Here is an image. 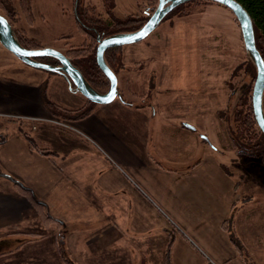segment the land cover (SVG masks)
I'll use <instances>...</instances> for the list:
<instances>
[{
  "label": "rangeland",
  "instance_id": "obj_1",
  "mask_svg": "<svg viewBox=\"0 0 264 264\" xmlns=\"http://www.w3.org/2000/svg\"><path fill=\"white\" fill-rule=\"evenodd\" d=\"M13 2L16 9L20 10L19 0ZM158 3L159 0H152L149 4L148 0H114L112 14L119 19L143 18L150 12L151 16ZM84 4L95 6L102 17L109 19L104 0H31V19L20 11V19L16 25L25 29L27 37L42 48L65 54L69 49L84 45L87 39L78 22ZM180 14L163 20L142 42L121 48L125 66L117 72L119 92L124 95V100L135 105H171L168 109L157 108V116H148L149 119L193 124L201 145L198 150L203 152L204 141L207 142L206 147H210V166L215 167L214 161H218L229 168H238L245 177L252 178L250 189L260 183L263 185V192V160L237 152L231 145L225 125L219 117V111L227 108L229 103V85L233 86L237 100L241 96L242 88L249 84L253 94L257 77L256 67L245 50L239 22L227 7L207 1L188 4ZM45 60L40 59L41 62ZM137 62L142 63L141 67L136 66ZM238 67L240 68L237 70ZM235 70L237 71L234 72ZM250 70H253L252 76L247 73H251ZM54 76L52 72L23 63L0 43V145L6 136L11 137L23 131L29 139L34 136L31 142L34 147L46 152L45 145L37 140L39 128H32L35 120L26 119L25 115L31 110L25 104V98L33 95L39 86L43 91L48 90L47 95L50 98L49 79ZM160 77L162 81L159 87ZM130 78L127 85L126 81ZM229 82L231 84L228 85ZM108 89L109 87L105 91ZM165 89L174 91L175 94L159 91ZM115 102L123 101L118 98ZM120 114H116V118H120ZM130 115L134 123V114ZM20 119L24 120L22 125L15 122ZM72 123L63 125L72 129ZM60 127H56L59 130L56 132L57 136L68 138L65 132H60L64 130ZM177 129L178 125H165L160 127V133L167 136L170 131L177 136ZM70 131L72 130L67 132ZM187 133L193 135L191 132ZM169 146H174L176 158L182 155L184 149L191 147V144L170 141L168 146L163 147L165 151H171ZM0 172L2 177L6 175L1 165ZM2 177L0 264H166L167 237H129L127 232L119 228L125 225L121 221L124 218L120 209L122 207L100 206L104 211L97 213L98 221L93 225L83 223L81 227L79 225L80 229L76 223L62 225L46 222L43 220L45 215L41 208L28 210L25 207L20 210L17 207L24 196L19 199L18 193L21 191L13 182ZM178 181L181 183L182 179ZM261 191L257 192L260 194L259 198ZM113 218L116 220V227L106 232L102 227L112 226L107 222ZM101 231L105 233L100 240L105 241L107 237L111 239L112 247H116V250H110L115 253L100 256L91 254V243L100 237L97 235ZM6 237H11V243L1 241Z\"/></svg>",
  "mask_w": 264,
  "mask_h": 264
},
{
  "label": "crops",
  "instance_id": "obj_2",
  "mask_svg": "<svg viewBox=\"0 0 264 264\" xmlns=\"http://www.w3.org/2000/svg\"><path fill=\"white\" fill-rule=\"evenodd\" d=\"M54 75L49 79L50 98L41 86L25 98L31 110L26 119L35 120L32 128H39L37 140L46 152L34 147L22 131L6 136L0 145L3 170L30 186L53 216L81 227L98 221L97 213L103 210L100 206H119L125 224L119 228L129 237L160 238L174 231L171 264H264L262 184L250 189L252 184L240 169L218 161H214L215 167L210 166V147L204 141L203 152L198 150L201 145L193 124L149 119L157 116V108L168 109L169 104L135 105L115 100L94 105L83 119L58 120L45 101L78 110L87 105V99L71 89L65 78ZM161 81L162 77L159 87ZM129 113L134 114V123ZM62 122H73V128ZM56 124L66 128L60 132L68 138L57 136ZM165 125H178L179 135L170 131L167 136L161 134L160 127ZM170 141L191 147L175 158L174 146H169L170 152L163 148ZM18 194L19 199L24 196ZM107 224L112 226L102 227L106 232L115 229V218ZM105 231L91 243V254L107 255L113 252L110 249L116 250L108 237L106 243L100 240Z\"/></svg>",
  "mask_w": 264,
  "mask_h": 264
},
{
  "label": "trees",
  "instance_id": "obj_3",
  "mask_svg": "<svg viewBox=\"0 0 264 264\" xmlns=\"http://www.w3.org/2000/svg\"><path fill=\"white\" fill-rule=\"evenodd\" d=\"M151 1L152 0H148V4ZM237 1L246 9L253 21L256 45L264 59V0ZM196 2L198 1L188 2L177 7L164 20L169 19V17L172 15H179L186 5ZM19 5L20 10L16 9L13 0H0V14L8 19L10 24L13 26L17 39L24 47L28 49L42 48L40 44L33 40H30L27 37V32L25 29L18 28L16 25L20 19V11H22L29 20L31 19V0H19ZM104 5L108 8L110 16L109 19L102 17L101 13L98 12L95 6L90 4L83 5V8L79 13L78 22L81 26L80 28L83 34L87 39L84 45L69 49L65 54L71 60L73 65L83 73L86 80L93 86V88H95L100 93L106 92L105 90L110 86V82L97 64L98 37L104 38L117 33H130L137 31L148 21V19L150 18L149 14L151 13H148L147 17L143 18L128 17L125 19H119L112 14L114 0H104ZM121 48L122 47L111 48L105 53L107 63L116 74L125 66L123 63ZM44 59H46L44 61L45 63L53 65L58 64V62L52 58ZM141 64V62H137L136 66L141 67ZM239 68L240 67H238L237 70ZM237 70H235L234 72H236ZM252 72L253 70L251 71V73H247L252 76ZM229 84H231V82H229L228 85ZM229 87L231 91L229 94L228 106L227 108L219 111V117L225 125L229 141L233 148H235L240 154L261 158L264 162V134L260 130L255 119L252 104V86L251 84H249L248 86L243 87L241 90V96L237 100H235L233 86L229 85ZM45 102L49 110L55 116L60 117L58 119L60 121H64V119H83L90 115V113L92 112V107L96 105L90 101H87V105L78 110H68L48 100ZM15 122H20V125H22L24 123V120L20 119L19 121ZM60 126L62 127V129H65V127H63L62 125L56 124L57 128H59ZM23 134L27 136L26 132ZM27 138H29V136H27ZM30 140L32 141L31 138ZM0 177H2L1 172ZM2 178L13 182L14 186L17 187L19 191H21L20 193L24 194V198L17 204V207H20V210L22 208L24 209L25 207L28 208V210L39 207L43 210V214L45 215L43 219L44 221L56 222L62 225L64 224L62 220L56 218L50 213L48 206L37 196L35 191L30 186L26 185L21 180L15 179L11 174L6 173V175ZM245 179H248L251 182L252 178L245 177ZM166 237L167 246L165 252V263L171 264L170 252L175 240V235L174 233H172V231H167ZM10 240L11 237H6L1 241L11 243L9 242Z\"/></svg>",
  "mask_w": 264,
  "mask_h": 264
},
{
  "label": "water",
  "instance_id": "obj_4",
  "mask_svg": "<svg viewBox=\"0 0 264 264\" xmlns=\"http://www.w3.org/2000/svg\"><path fill=\"white\" fill-rule=\"evenodd\" d=\"M192 1H208L223 5L230 9L239 22L244 46L248 57L257 70L253 88L252 104L256 122L264 134V59L257 48L254 24L246 9L237 0H159L158 6L148 21L137 31L117 33L104 38L98 37L97 64L110 82L107 92L100 93L86 80L83 73L73 65L63 53L49 48L28 49L17 39L13 26L8 19L0 14V43L23 63L45 71L59 74L67 80L71 89L79 92L88 101L97 105H108L116 99L123 102V96L118 89V77L106 61L105 53L111 48H120L142 42L149 37L161 22L177 7ZM52 58L58 65L41 62L40 59Z\"/></svg>",
  "mask_w": 264,
  "mask_h": 264
},
{
  "label": "snow or ice",
  "instance_id": "obj_5",
  "mask_svg": "<svg viewBox=\"0 0 264 264\" xmlns=\"http://www.w3.org/2000/svg\"><path fill=\"white\" fill-rule=\"evenodd\" d=\"M0 22H2V20H0Z\"/></svg>",
  "mask_w": 264,
  "mask_h": 264
},
{
  "label": "flooded vegetation",
  "instance_id": "obj_6",
  "mask_svg": "<svg viewBox=\"0 0 264 264\" xmlns=\"http://www.w3.org/2000/svg\"><path fill=\"white\" fill-rule=\"evenodd\" d=\"M56 65H58V64H56ZM75 90V89H74Z\"/></svg>",
  "mask_w": 264,
  "mask_h": 264
},
{
  "label": "built area",
  "instance_id": "obj_7",
  "mask_svg": "<svg viewBox=\"0 0 264 264\" xmlns=\"http://www.w3.org/2000/svg\"><path fill=\"white\" fill-rule=\"evenodd\" d=\"M62 124H63V122H62Z\"/></svg>",
  "mask_w": 264,
  "mask_h": 264
}]
</instances>
